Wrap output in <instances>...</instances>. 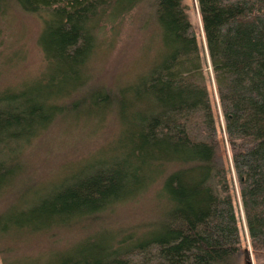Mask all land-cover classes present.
Returning a JSON list of instances; mask_svg holds the SVG:
<instances>
[{"label": "trees", "instance_id": "1", "mask_svg": "<svg viewBox=\"0 0 264 264\" xmlns=\"http://www.w3.org/2000/svg\"><path fill=\"white\" fill-rule=\"evenodd\" d=\"M197 1L220 130L185 0H0V47L10 16H34L43 58L36 77L0 88L2 264H240L248 250L230 164L218 154L226 144L264 264V0ZM141 7L158 41L146 49L149 66L122 84L94 83L101 33ZM94 119L117 126L109 148L61 178L32 171L28 151L55 124ZM152 190L147 223L80 237L87 222ZM40 237L54 244L33 257Z\"/></svg>", "mask_w": 264, "mask_h": 264}, {"label": "rangeland", "instance_id": "2", "mask_svg": "<svg viewBox=\"0 0 264 264\" xmlns=\"http://www.w3.org/2000/svg\"><path fill=\"white\" fill-rule=\"evenodd\" d=\"M185 7L192 24L204 60L206 73L210 80L209 90L214 104L218 129H224V119L220 110L217 92L214 85L212 67L209 61L207 47L202 27L200 10L197 0H185ZM143 8L136 10L129 17L107 26L101 33L100 44L89 65L93 74V82L103 85L133 80L140 69L149 66L146 49L158 42L151 31L144 28L142 16ZM144 11H148L144 9ZM41 23L34 16L14 14L7 19L5 31L0 47V88L15 86L36 77L42 69L43 58L36 44ZM1 43V42H0ZM118 133L117 126L111 120H91L82 122H58L45 136L28 151L32 171L41 177L51 172L52 177L61 178L65 171L95 158L109 144ZM224 160L230 164L231 179L236 188L235 206L239 219L242 237V251L248 250V255L242 253L240 264H256L250 241L248 238L244 212L238 193L237 180L231 163V153L225 145ZM107 147V148H106ZM44 164V165H43ZM153 190L142 196L118 204L99 217V222L89 221L86 230H79L81 238L91 236L98 230L122 232L143 225L153 216ZM67 234L66 240L74 241L72 235ZM36 238L37 242L28 251L33 257L48 255L53 246L52 240ZM65 242L61 241L63 244ZM135 257V256H134ZM139 257L135 259L138 261ZM0 264H2L0 257Z\"/></svg>", "mask_w": 264, "mask_h": 264}, {"label": "water", "instance_id": "3", "mask_svg": "<svg viewBox=\"0 0 264 264\" xmlns=\"http://www.w3.org/2000/svg\"><path fill=\"white\" fill-rule=\"evenodd\" d=\"M250 264H252V263H250Z\"/></svg>", "mask_w": 264, "mask_h": 264}]
</instances>
